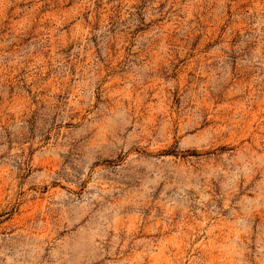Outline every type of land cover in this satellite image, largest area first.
<instances>
[{
  "label": "rangeland",
  "instance_id": "1",
  "mask_svg": "<svg viewBox=\"0 0 264 264\" xmlns=\"http://www.w3.org/2000/svg\"><path fill=\"white\" fill-rule=\"evenodd\" d=\"M0 264H264V0H0Z\"/></svg>",
  "mask_w": 264,
  "mask_h": 264
}]
</instances>
